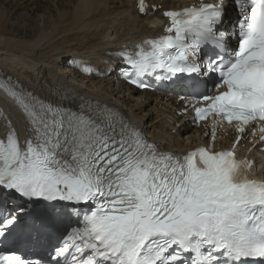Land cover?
Masks as SVG:
<instances>
[{"label": "snow or ice", "instance_id": "snow-or-ice-1", "mask_svg": "<svg viewBox=\"0 0 264 264\" xmlns=\"http://www.w3.org/2000/svg\"><path fill=\"white\" fill-rule=\"evenodd\" d=\"M138 8L150 10L145 0ZM231 8L230 28L221 27L229 0L165 11L163 34L116 53L138 88L149 87L144 76L193 89L196 77H216L215 94H194L193 105V123L211 118L213 140L223 123L243 134L261 122L264 133V0ZM0 91L28 125L23 145L10 121L0 139V245L24 232L39 239L72 217L79 224L65 226L49 259L0 250V264H264V182L248 178L251 162L233 150L176 155L107 106L45 101L10 78Z\"/></svg>", "mask_w": 264, "mask_h": 264}, {"label": "bare ground", "instance_id": "bare-ground-1", "mask_svg": "<svg viewBox=\"0 0 264 264\" xmlns=\"http://www.w3.org/2000/svg\"><path fill=\"white\" fill-rule=\"evenodd\" d=\"M138 3L139 0H45L44 4L42 0H0V79L10 78L42 96L43 92L61 97L67 90L76 91L82 97L110 104L152 140L165 138L171 150L193 147L200 138L185 115L190 104L185 97L189 88L178 84L155 85L153 92L128 88L123 74L125 70L130 73L129 66L123 58L116 63L112 57L121 51L118 47L151 36L154 21L168 22L165 11H181L199 0H145L150 9L147 14L140 13ZM152 6L156 11H151ZM236 17L229 0L221 27L230 28ZM66 55L68 58L63 60ZM85 67L91 71L83 72ZM0 109L2 139L6 138L10 121L19 140H25L28 125L2 91ZM76 219L72 217L71 222L75 224Z\"/></svg>", "mask_w": 264, "mask_h": 264}, {"label": "rangeland", "instance_id": "rangeland-1", "mask_svg": "<svg viewBox=\"0 0 264 264\" xmlns=\"http://www.w3.org/2000/svg\"><path fill=\"white\" fill-rule=\"evenodd\" d=\"M44 2H45V0H42V4H44ZM68 58V56L66 55V56H64L63 57V60H65V59H67ZM69 59H71V57H69ZM156 104V103H155Z\"/></svg>", "mask_w": 264, "mask_h": 264}]
</instances>
